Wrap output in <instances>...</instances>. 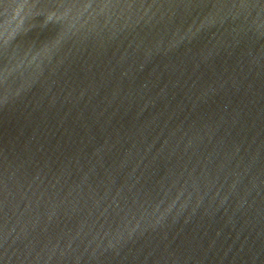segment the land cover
<instances>
[{
  "label": "water",
  "instance_id": "water-1",
  "mask_svg": "<svg viewBox=\"0 0 264 264\" xmlns=\"http://www.w3.org/2000/svg\"><path fill=\"white\" fill-rule=\"evenodd\" d=\"M0 264H264V0H0Z\"/></svg>",
  "mask_w": 264,
  "mask_h": 264
}]
</instances>
